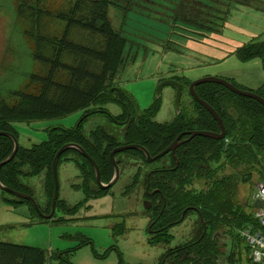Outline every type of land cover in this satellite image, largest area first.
<instances>
[{"label": "rangeland", "instance_id": "rangeland-1", "mask_svg": "<svg viewBox=\"0 0 264 264\" xmlns=\"http://www.w3.org/2000/svg\"><path fill=\"white\" fill-rule=\"evenodd\" d=\"M19 2L0 0V104L8 106L18 102V92L37 93L39 86L31 80V75H42L47 68L32 56L37 47L26 31L32 33L33 28L28 19L20 15ZM75 2L37 0L41 10L48 15L40 17L42 34L39 35H48L50 40L54 37L59 39L65 22L53 19L50 13L65 17L73 10ZM104 2L110 25L126 40L125 63L113 85H118L134 100L140 113L157 100L159 109L151 118L152 122L167 124L174 120L177 113L173 87L165 86L157 94V87L162 81L175 80L183 84L180 110L187 115L192 103L188 94L189 85L186 86L185 82L190 84L200 78L215 77L253 93H257L264 83L260 58L241 61L237 57V50L250 41H264V2ZM90 9L88 1L80 3L75 9V17L84 18ZM67 39L84 46L101 40L98 35L78 27L71 29ZM43 49L45 57L51 55V46L47 41ZM72 60L70 52L62 53V63L68 64ZM55 78L64 81L66 73L60 70ZM103 108L111 116L104 112L90 116L82 123L83 134L89 137L100 127L118 142L126 126L117 123L122 121L118 116L122 114L121 106L110 102ZM125 110V116L130 119L132 110ZM82 113L76 111L63 118L13 123L18 145L30 148L46 141L48 132L54 128L71 129L78 124ZM116 154L118 180L104 190L105 193L93 198H86L79 188L82 177L74 161L76 156L73 152L65 154L57 166L60 205L50 219L35 215L26 203L13 204L16 197L0 190V242L39 249L48 259L46 264H159L167 250L191 243L199 231L200 221L195 212L188 213L179 224L169 229L173 238L168 244H148L152 238L149 229H152L147 216L149 209H144L147 200L142 185L145 165L128 155ZM159 163L155 161L151 166H158ZM262 165L264 163L255 166L250 181L238 187V202L245 210L250 209L255 186L264 183L260 173L261 170L264 172ZM22 170L26 172L28 167L24 166ZM44 178V172L19 177L40 210L45 209L48 201ZM97 188V185H89L90 190L96 191ZM218 234L221 255L217 264H249V255L241 240L236 238L237 243L231 234L226 233V229L219 230ZM232 252L233 261L227 262L226 257Z\"/></svg>", "mask_w": 264, "mask_h": 264}, {"label": "trees", "instance_id": "trees-1", "mask_svg": "<svg viewBox=\"0 0 264 264\" xmlns=\"http://www.w3.org/2000/svg\"><path fill=\"white\" fill-rule=\"evenodd\" d=\"M84 1L90 3V12L82 17L83 19L76 18L75 9ZM104 1L76 0L73 10L67 12L65 17L63 14L56 15L55 12H51L53 19L58 18L65 22L61 37L59 39L54 37V40H50L48 35H39L40 17L48 15L41 10L37 0L35 2L20 0L18 5L20 15L28 19L31 29L33 28L32 33L26 31L29 39L34 40L37 47L32 56L47 68L42 75H31V80L38 83L37 93L18 92L16 104L12 106L0 104V132L16 136L13 123L45 121L63 118L76 111L83 112L75 127L54 128L48 132L46 141L30 148L19 146L13 160L0 168V182L4 186L29 195L28 189L21 184L19 177L45 173L48 201L45 209L41 210L44 214L49 213L53 193L52 159L64 144L80 145L96 163L101 181L107 183L113 174L109 153L117 146L139 144L154 156L182 132L199 130L219 133V127L213 117L192 98V107L188 115L180 110L173 121L159 124L151 121L159 109L157 100L139 112L136 119L133 106L128 99L123 94L113 92L115 97L119 96L121 100L126 101L132 110L130 119L125 116L127 109L125 107L124 112L119 115L122 121L117 123L126 125L120 141L117 142L100 127L89 137L84 136L82 123L90 116L102 112L100 109L113 101L107 90L113 86L117 73L125 63L126 40L121 32H116L110 25ZM242 2L257 4L263 3L264 0ZM73 27L96 34L101 40L88 44L90 46L69 41L67 38ZM46 41L51 46V55L47 57L43 49ZM65 51L72 54L71 63H62L61 56ZM263 54L264 41H250L237 50V57L241 61L254 58L262 60ZM60 70L66 73L64 81L55 78ZM184 84L188 86L189 82ZM195 91L198 97L207 102L219 115L225 127V139L214 140L195 136L179 145L173 155L166 154L156 160L159 163L166 159L158 166H151L154 162L147 163L144 155L137 150L118 153V156L125 154L145 165L142 185L146 199L151 202L147 216L154 231L148 244H168L172 239L169 229L180 223L188 213L195 212L199 218V231L193 241L167 250L162 254L159 264H217L221 255L218 234L221 229H226V233L231 234L237 243L236 238L241 240L249 255V249L237 231L246 226L259 229L254 216L256 210L254 202H251L250 209L245 210L239 204L237 194L239 185L250 181L255 166L264 163V107L255 100L236 95L218 84H200L196 86ZM255 94L264 99V83ZM95 106L99 110H96ZM12 148V141L8 137L0 136V161L11 153ZM70 152L76 156L77 161H74L82 177V185L79 188L85 197L93 198L105 193L98 188L96 191L89 189V185L96 186L93 168L77 150L69 149L63 152L58 164L63 156ZM24 166L28 167L26 172L22 170ZM262 167L264 168V165ZM260 173L264 179V172L261 170ZM151 192L153 194L149 195ZM22 203H26L31 212L37 215L27 200L16 198L13 202L15 205ZM59 205L57 199L56 207ZM201 219L205 224L204 233ZM233 258L234 252L226 257L227 262H232ZM47 260L44 252L39 249L0 242V264H46ZM248 260L249 264H255L250 258Z\"/></svg>", "mask_w": 264, "mask_h": 264}, {"label": "water", "instance_id": "water-1", "mask_svg": "<svg viewBox=\"0 0 264 264\" xmlns=\"http://www.w3.org/2000/svg\"><path fill=\"white\" fill-rule=\"evenodd\" d=\"M262 67H263V71H264V54H263V58H262ZM207 83L221 85V86L225 87L226 89H228L230 92H232L236 95L242 96V97L253 99L264 107V99L262 97H260L259 95L255 94L253 92L239 89L227 80H224L221 78H215V77L200 78V79H197V80H195L189 84L188 93H189L190 97L197 104L202 106L213 117V119L215 120V122L217 123V125L219 127V133H214V132H209V131H199V130H191V131L182 132V133L178 134L176 136V138L164 150H162L161 152H159L158 154H156L154 156H151L149 154V152L147 151V149L144 148L143 146L139 145V144H124L121 146H117V147L113 148L109 153V161H110V164L113 168V174H112L111 179L107 183H103L101 181L99 170H98L96 163L85 152V150L80 145H78L76 143L64 144L63 146H61L57 150V152L55 153V155L52 159L51 174H52V180H53V193H52V198H51V202H50L49 213H47V214H44L43 212H41V210L38 208L36 202L33 200V198L29 194L13 190L9 187L4 186L1 182H0V190L3 192H6V193H8V194H10L16 198H20L22 200H27L31 204L34 211L39 216H41L44 219H50L54 214L57 199H58V180H57L58 160H59L60 156L62 155V153L69 150V149L77 150L85 159L88 160V162L91 164V166L93 168L96 185L98 186V188L100 190H106V189H109L110 187H112L119 178V166L117 165V163L115 161V154L116 153H120V152H124V151H128V150H137L144 155L145 161L150 164V163H153L156 160L162 158L166 154H172L173 155L175 149L179 145L189 141L190 139H192L195 136L211 138L214 140H223L226 136V132H225V127L223 125L222 120L220 119V117L216 113V111L207 102L203 101L202 99H200L198 97V95L196 94V91H195V88L197 85L207 84ZM165 86H171L175 89V108L178 111L180 108V100H181V95H182V85L175 80L162 81L157 87V94H160L162 88ZM113 89L114 88L112 87V88H109L107 90V93L110 97H112L111 93H112ZM119 90L131 102V104L134 108V111H135V117L137 119L139 112H138V108H137L134 100L128 94H126L122 89H119ZM184 135L187 136V138L181 139ZM0 136L8 137L9 139L12 140V143H13V148H12L11 153L5 159L0 161V168H1L2 166L6 165L7 163H9L10 161L13 160L19 146H18V142H17L16 138L12 134H10L8 132L1 131ZM175 162L177 164V160H175ZM151 194H153V192L149 193V195H151ZM150 207H151V202L146 200L144 202V209L147 210ZM255 207H258V208L261 207V204L259 201L255 202ZM184 213H185V210L182 212L181 219L183 218ZM201 222H202V225L204 228V231H203V233H204L205 232V224H204V221L202 219H201Z\"/></svg>", "mask_w": 264, "mask_h": 264}, {"label": "built area", "instance_id": "built-area-1", "mask_svg": "<svg viewBox=\"0 0 264 264\" xmlns=\"http://www.w3.org/2000/svg\"><path fill=\"white\" fill-rule=\"evenodd\" d=\"M252 199L259 200L262 207L257 209L255 217L257 218L259 229H253L246 226L239 229L237 233L244 239L249 248V256L253 263L264 264V184H260L253 194Z\"/></svg>", "mask_w": 264, "mask_h": 264}, {"label": "flooded vegetation", "instance_id": "flooded-vegetation-1", "mask_svg": "<svg viewBox=\"0 0 264 264\" xmlns=\"http://www.w3.org/2000/svg\"><path fill=\"white\" fill-rule=\"evenodd\" d=\"M118 85H113V91H115V92H118V93H120V94H123L119 89H118ZM124 95V94H123ZM125 96V95H124ZM126 97V96H125ZM112 98V100L113 101H111V102H116V103H118L120 106H121V112H123V110H124V107L125 108H129V106L127 105V103H126V101H123V100H121V97H115L114 95L111 97ZM127 98V97H126ZM128 99V98H127ZM129 101V100H128ZM110 103V102H109ZM105 106V105H104ZM104 109V110H103ZM97 110H99V109H97ZM101 110V109H100ZM102 112H104L105 113V115H109L108 117H110L111 115L109 114V112H107L106 110H105V108H102V110H101ZM119 115H121V113L119 114ZM114 117V116H113ZM113 117H112V119H113ZM14 136V135H13ZM185 136V135H184ZM183 136V137H184ZM15 138H16V136H14ZM181 138V139H185V138ZM11 140V139H10ZM12 141V140H11ZM179 224V223H178ZM151 227V224H149V228ZM148 228V229H149ZM149 232L151 233H153L154 231L152 230V231H150V229H149ZM151 233V234H152ZM172 236V235H171ZM172 238H173V236H172Z\"/></svg>", "mask_w": 264, "mask_h": 264}]
</instances>
